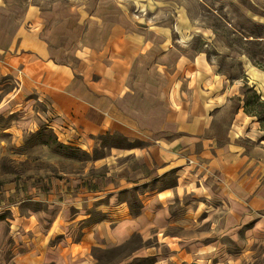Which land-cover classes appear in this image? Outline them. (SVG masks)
Masks as SVG:
<instances>
[{"label": "crops", "instance_id": "obj_1", "mask_svg": "<svg viewBox=\"0 0 264 264\" xmlns=\"http://www.w3.org/2000/svg\"><path fill=\"white\" fill-rule=\"evenodd\" d=\"M149 1H109L64 57L41 10L0 17V115H16L3 133L44 124L87 154L106 134L142 142L111 147L79 178L46 180V192L5 185L40 207L6 206L0 227L13 243L0 264H95L94 248L134 237L130 257L148 264L194 262L218 247L219 231L240 233L243 248L250 234L264 244V124L242 92L264 102V68L247 59L243 74L225 76L191 45L209 32L185 6L158 22L130 15Z\"/></svg>", "mask_w": 264, "mask_h": 264}, {"label": "rangeland", "instance_id": "obj_2", "mask_svg": "<svg viewBox=\"0 0 264 264\" xmlns=\"http://www.w3.org/2000/svg\"><path fill=\"white\" fill-rule=\"evenodd\" d=\"M109 1L112 0H2L0 17L10 18L16 23L21 21L27 10H41V14L47 16L45 21L50 17L56 21L54 27H57L56 35L59 34L57 46L64 57L66 43L75 47L79 42L80 33L86 27L85 19L97 16L98 12L107 13ZM165 1H171V5ZM144 4L135 3L130 7V15L134 19L147 17L152 22H158L163 17L171 19L173 10L167 9L170 8L167 6H185L199 26L209 32L208 36L193 37L191 45L204 50L217 70L225 76L230 78L243 74V62L247 59L264 66V0H150L149 6ZM248 88H243L242 92L250 96L252 90L247 92ZM249 107L252 108L250 112L262 117L264 124V102H251ZM15 117V114L0 115V217L9 215L5 209L12 204L30 209L40 207L39 203L27 200L28 195L12 196L13 193L5 189V185L16 186L20 182L26 185L29 194L34 188L46 192L49 188L47 181L51 179L57 185L81 177L88 162L107 154L111 147L142 144L140 140L129 143L119 134H106L95 140L94 147L87 154L80 147L58 140L44 124L15 136L3 133L2 130L11 125ZM13 190L16 192L15 187ZM5 193L9 195L10 204L5 200ZM123 197L130 199L129 195ZM98 218L101 216L95 215L90 219ZM8 228L7 225L0 227V256L5 255L3 251H7L8 244L13 243ZM244 238L248 244L243 248L239 242L242 240L240 233L232 239L219 231L218 247L208 250L203 257L190 263L169 261L163 264H262L263 242L252 234ZM135 243L137 240L134 237L120 246L97 247L91 255L95 264H148L150 258L130 257Z\"/></svg>", "mask_w": 264, "mask_h": 264}, {"label": "trees", "instance_id": "obj_3", "mask_svg": "<svg viewBox=\"0 0 264 264\" xmlns=\"http://www.w3.org/2000/svg\"><path fill=\"white\" fill-rule=\"evenodd\" d=\"M251 90H252V88L246 89L247 92H249ZM244 94H245V92H244ZM259 99H260L259 95L254 90H252V93H251L250 96L249 95L248 96L245 95V110H247V112H250V110L252 108H248V107H246V105L251 104V102L252 103H256V102L258 103L259 102ZM258 118L261 119L262 117H258Z\"/></svg>", "mask_w": 264, "mask_h": 264}]
</instances>
